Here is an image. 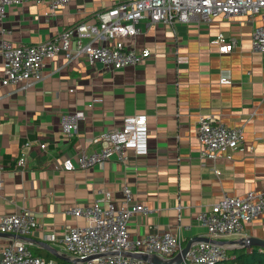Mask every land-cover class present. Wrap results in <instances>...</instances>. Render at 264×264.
<instances>
[{"label":"crops","instance_id":"obj_1","mask_svg":"<svg viewBox=\"0 0 264 264\" xmlns=\"http://www.w3.org/2000/svg\"><path fill=\"white\" fill-rule=\"evenodd\" d=\"M118 1L71 0L55 15L47 5L10 6L0 22V38L14 46L37 45L75 23L96 25V14ZM253 26L244 16L196 19L173 31L141 22L136 36L117 39L127 49L149 51L139 65L111 72L84 58L67 65L60 53L45 61L41 83L26 90L0 86V216L23 209L34 213L37 227L28 237L42 244L24 243L33 254L70 264L54 258L43 245L74 258L63 250L64 231L86 223L67 212L93 203L103 193L119 206L123 187L150 211L129 219L131 238L170 232L180 236L184 247L190 240L208 238L197 215L209 210L222 193L240 197L264 186V55L251 49ZM220 36L227 43L234 41L230 52L219 53ZM225 70L231 84L220 86L219 73ZM79 110L84 119L76 134L66 138L60 116ZM136 114L147 117L146 156L129 152L123 163L113 158L87 171L62 170L63 161L80 149L97 150L98 134ZM205 114H215L227 127L241 128L240 146L215 160L202 158L195 131L199 115ZM21 156L27 158L26 168L17 172ZM240 238L264 243V215L246 224L239 237L211 240ZM10 241L0 238V248ZM224 248L230 260L223 264H232L241 249L232 244ZM252 250L264 253L256 246L243 249Z\"/></svg>","mask_w":264,"mask_h":264},{"label":"built area","instance_id":"obj_2","mask_svg":"<svg viewBox=\"0 0 264 264\" xmlns=\"http://www.w3.org/2000/svg\"><path fill=\"white\" fill-rule=\"evenodd\" d=\"M71 0H0V22L6 17L10 6L23 3L47 5L50 15L67 7ZM244 16L252 23L251 49L264 55V0H122L96 14L97 24L87 26L83 22L57 33L51 39L37 45L14 46L0 38V63L2 75L0 86H18L26 90L44 79V63L62 54L66 64L84 58L89 65L99 63L108 71H120L141 64L150 53L146 49H127L117 39L134 37L139 33V24L162 25L171 31L179 24H188L200 19H224ZM89 36L87 43L81 38ZM75 42V45H73ZM219 53H228L234 41L218 38ZM264 70V67H263ZM218 84L230 85V72L220 71ZM84 111L63 113L59 119L61 133L70 138L76 134ZM196 139L202 158L215 160L218 155L237 149L243 141L241 128L223 125L215 114L199 115L196 122ZM149 130L145 114L129 115L119 125L102 131L95 138L98 149L87 152L80 149L73 158L65 159L62 170L87 171L101 167L115 158L123 163L130 152L135 157L148 153ZM28 145V144H27ZM40 149L44 145L39 146ZM27 158L21 156L16 163L17 172L26 168ZM2 176L0 172V190ZM122 203L115 205L109 194L103 193L89 205H79L67 213L74 219L85 221L83 227H66L62 237L63 250L78 259L96 257L83 264H146L124 257L123 254L153 255L168 260L183 248L178 234L170 232L148 234L131 238L128 221L135 214L147 215V207L135 202L127 187L122 188ZM264 215V186L258 191H249L240 197L222 193L209 210L197 215L198 224L205 229L209 239L239 237L246 224ZM37 227L31 211L0 216V232L28 237ZM227 251L211 243L192 245L181 264H218L227 259ZM0 264H59L53 260L36 257L24 243L10 241L0 248Z\"/></svg>","mask_w":264,"mask_h":264},{"label":"water","instance_id":"obj_3","mask_svg":"<svg viewBox=\"0 0 264 264\" xmlns=\"http://www.w3.org/2000/svg\"><path fill=\"white\" fill-rule=\"evenodd\" d=\"M0 238L25 243L27 245L42 244L40 242L33 241L29 237L18 236V235L11 234V233H1L0 232ZM195 242L196 243L197 242H205V243L207 242V243H211V244H214L220 247H225L226 245L232 244V245H236V248L241 249V250L248 249L254 246L264 249V243L256 239L240 238L235 241L223 242V241H216V240H211L208 238H203V239H193V240L188 241L187 244L181 249L179 253H177L173 258L168 259V260H164V259L158 258L153 255L148 256V255H139V254H131V253L123 254V256L127 258L142 261L146 264H181L182 260L185 258V255L189 251L190 247ZM43 247H45V249H47V251H49V253L57 260L70 263V264H83L89 260L96 258V257H90V258L83 259V260L78 259V258H70V257L68 258L67 256L61 253H58L54 249L48 247V245H43ZM229 260L230 258H227L225 260L220 261L219 263L223 264L224 262H227Z\"/></svg>","mask_w":264,"mask_h":264},{"label":"trees","instance_id":"obj_4","mask_svg":"<svg viewBox=\"0 0 264 264\" xmlns=\"http://www.w3.org/2000/svg\"><path fill=\"white\" fill-rule=\"evenodd\" d=\"M34 255L36 256V254ZM227 256L229 257V253H227ZM232 264H264V253H259L256 250L246 253L243 250H240L237 252Z\"/></svg>","mask_w":264,"mask_h":264}]
</instances>
